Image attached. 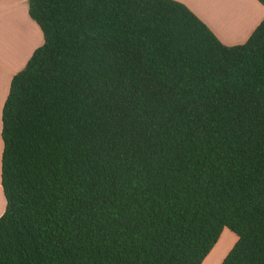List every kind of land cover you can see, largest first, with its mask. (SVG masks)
Masks as SVG:
<instances>
[{
    "label": "trees",
    "instance_id": "16d2710c",
    "mask_svg": "<svg viewBox=\"0 0 264 264\" xmlns=\"http://www.w3.org/2000/svg\"><path fill=\"white\" fill-rule=\"evenodd\" d=\"M26 1L0 264H203L223 229L264 264V18L227 47L173 0Z\"/></svg>",
    "mask_w": 264,
    "mask_h": 264
},
{
    "label": "crops",
    "instance_id": "0c3cea01",
    "mask_svg": "<svg viewBox=\"0 0 264 264\" xmlns=\"http://www.w3.org/2000/svg\"><path fill=\"white\" fill-rule=\"evenodd\" d=\"M173 1L183 4L211 31L217 40L223 45H227L225 39L222 38L203 12V0ZM225 11L228 18L240 15V11L232 4H225ZM220 28L226 29L222 26ZM41 44V32L35 23L29 19L24 0H0V114L10 79L23 69L32 52ZM1 150L0 140V155ZM4 206L5 202L0 187V215Z\"/></svg>",
    "mask_w": 264,
    "mask_h": 264
},
{
    "label": "rangeland",
    "instance_id": "374dc122",
    "mask_svg": "<svg viewBox=\"0 0 264 264\" xmlns=\"http://www.w3.org/2000/svg\"><path fill=\"white\" fill-rule=\"evenodd\" d=\"M24 3L27 5L26 0H24ZM225 4H232L240 11V15L229 17V20L225 11ZM202 5L203 12L212 25L216 27L222 38L225 39L227 45L224 46L227 47L242 45L264 18V8L254 0H203ZM220 26L226 29L220 32V29H222ZM221 232L220 240L218 239L219 242L217 241L218 244L214 248V252H210L203 264H219L235 242L236 238L226 229Z\"/></svg>",
    "mask_w": 264,
    "mask_h": 264
},
{
    "label": "bare ground",
    "instance_id": "6f19581e",
    "mask_svg": "<svg viewBox=\"0 0 264 264\" xmlns=\"http://www.w3.org/2000/svg\"><path fill=\"white\" fill-rule=\"evenodd\" d=\"M224 30L223 29H220V32H223Z\"/></svg>",
    "mask_w": 264,
    "mask_h": 264
}]
</instances>
